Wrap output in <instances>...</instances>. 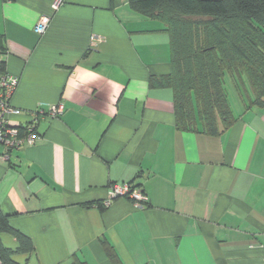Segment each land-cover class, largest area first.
<instances>
[{"label": "crops", "instance_id": "0c3cea01", "mask_svg": "<svg viewBox=\"0 0 264 264\" xmlns=\"http://www.w3.org/2000/svg\"><path fill=\"white\" fill-rule=\"evenodd\" d=\"M55 1L0 0L4 73L19 79L8 122L35 120L36 135L0 144V211L33 247L14 259L111 264L107 242L122 264H264V99L251 105L248 81L237 89L227 77L231 125L218 120L211 135L196 117L185 129L172 90L148 85L169 72L161 23L128 0ZM124 183L146 204L116 198L101 210Z\"/></svg>", "mask_w": 264, "mask_h": 264}, {"label": "trees", "instance_id": "16d2710c", "mask_svg": "<svg viewBox=\"0 0 264 264\" xmlns=\"http://www.w3.org/2000/svg\"><path fill=\"white\" fill-rule=\"evenodd\" d=\"M128 3L136 13L161 23L168 36L169 72L151 75L148 85L172 90L179 126L192 130L197 117L204 132L214 135L218 133V120L224 128L231 125L227 77L237 89L245 78L254 94L251 105L263 104L264 0H128ZM3 55L0 43V73H4ZM32 130L35 134L34 127ZM19 133L25 136V127H19ZM97 206L104 209L101 203ZM2 234L15 240L14 249L2 243ZM104 244L111 264H122L114 248L107 242ZM32 249L30 239L13 229L0 211V264H25L17 262L14 256L30 255ZM72 264L86 263L75 257Z\"/></svg>", "mask_w": 264, "mask_h": 264}, {"label": "built area", "instance_id": "2783aa9c", "mask_svg": "<svg viewBox=\"0 0 264 264\" xmlns=\"http://www.w3.org/2000/svg\"><path fill=\"white\" fill-rule=\"evenodd\" d=\"M60 1L56 0L53 4V9H56ZM48 25V19H41L35 27V32L42 34ZM1 61V59H0ZM19 79L6 73H0V144L10 149H19L24 144L32 145L36 139L33 133L35 120L29 126H26L27 131L25 136H20L19 127L9 125L8 117L14 113L13 108L10 106V99L14 94ZM62 112L61 107H53L50 109L52 117L57 116ZM125 198L133 202L136 206L141 207L146 204L147 200L139 187H134L130 183L114 184L109 188L108 199L103 203L107 207L113 199Z\"/></svg>", "mask_w": 264, "mask_h": 264}, {"label": "rangeland", "instance_id": "374dc122", "mask_svg": "<svg viewBox=\"0 0 264 264\" xmlns=\"http://www.w3.org/2000/svg\"><path fill=\"white\" fill-rule=\"evenodd\" d=\"M230 96H231V94H230ZM11 115H13V114H11Z\"/></svg>", "mask_w": 264, "mask_h": 264}]
</instances>
